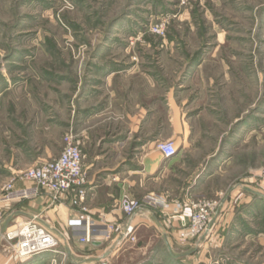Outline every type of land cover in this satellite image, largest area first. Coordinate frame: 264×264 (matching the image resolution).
Wrapping results in <instances>:
<instances>
[{
	"label": "rangeland",
	"instance_id": "rangeland-1",
	"mask_svg": "<svg viewBox=\"0 0 264 264\" xmlns=\"http://www.w3.org/2000/svg\"><path fill=\"white\" fill-rule=\"evenodd\" d=\"M171 103L192 139L173 141L171 186L152 194L188 214L218 201L210 234H170L171 255L149 230L99 262L80 245L19 259L0 239V264H264V0H0V211L7 184L77 136L73 118L108 108L109 141Z\"/></svg>",
	"mask_w": 264,
	"mask_h": 264
},
{
	"label": "crops",
	"instance_id": "crops-1",
	"mask_svg": "<svg viewBox=\"0 0 264 264\" xmlns=\"http://www.w3.org/2000/svg\"><path fill=\"white\" fill-rule=\"evenodd\" d=\"M106 110L86 115L83 119L79 118V121L73 118L68 125L69 131L75 129L78 132L76 137L84 155V168L89 180L86 201L88 216L95 222L94 230L99 234L94 244L82 245L79 241L85 231L86 222L80 219V211L72 207V195L58 203H52L50 196L44 194L32 201L7 205L4 229L15 228L17 221L25 222L36 218L55 232L65 254L73 255L69 257L71 260L76 258L74 250L79 245L88 246L91 254H101L99 257L87 259L94 262L111 250L109 256L122 249L128 238L120 244H117V241L121 236L119 234L126 230L129 220L121 208L120 200L127 196L150 195L154 191L166 190L167 185L171 186L172 175L168 168L178 158L166 160L158 145L170 141L189 143L192 139V128L189 121L174 115L171 103L166 106L164 123L156 114H150V107L142 108L140 113L133 117L134 123L128 130V135L107 141V120L103 119ZM59 155L60 153L56 156ZM27 185L29 184L24 183L16 187ZM189 211L185 209L186 217L189 216ZM131 222L134 226V238L136 234L155 230L157 234H162L163 240L166 239L165 246L172 255L169 236L177 234L180 226L178 215L173 208L164 212L146 209L139 212ZM107 227L120 228V232L111 231L109 236H105Z\"/></svg>",
	"mask_w": 264,
	"mask_h": 264
},
{
	"label": "built area",
	"instance_id": "built-area-1",
	"mask_svg": "<svg viewBox=\"0 0 264 264\" xmlns=\"http://www.w3.org/2000/svg\"><path fill=\"white\" fill-rule=\"evenodd\" d=\"M158 149L166 160H170L177 155V146L171 141L160 143ZM262 174L264 176V169ZM23 180L29 185L18 188L11 182L5 186L4 202L32 201L48 194L52 203H58L63 198L72 195V207L80 211V219L86 222L85 231L81 234L79 241L82 245L94 244L99 234L94 230L95 222L88 216L89 210L86 201L89 193V180L87 173L84 171V155L75 134L72 132L66 134L65 147L58 158L27 169L23 174ZM220 207V203L216 200L193 202L191 203V212L186 217L184 214L186 208L179 201L172 203L166 198L154 194L148 195L141 202L124 198L121 200V208L128 216L129 223L126 230L119 235L124 236L122 241L127 238L135 241L132 237L134 226L131 220L139 212L146 209L164 212L173 208L179 218L178 233L180 239L186 242L193 241L210 234L211 224L214 218L217 217ZM5 219L4 212L0 211L1 239L6 241L18 240L15 252L19 259L59 249L60 241L55 232L50 227L41 224L36 218L25 222L17 221L14 225L13 235L8 232L3 234L2 229ZM111 231L120 232V228L107 227L104 235L109 236L108 233Z\"/></svg>",
	"mask_w": 264,
	"mask_h": 264
},
{
	"label": "water",
	"instance_id": "water-1",
	"mask_svg": "<svg viewBox=\"0 0 264 264\" xmlns=\"http://www.w3.org/2000/svg\"><path fill=\"white\" fill-rule=\"evenodd\" d=\"M258 196L259 197H261V198H263L264 199V196L263 195H261V194H258ZM5 224V223H4ZM3 230H4V225H3V229H2V232H3ZM164 236H165V234H164ZM123 235H121L120 237H119V239H118V241H117V244H120V242L123 240ZM0 239H1V235H0ZM165 241H166V239H164ZM167 242V241H166ZM111 252H112V250L111 251H109L103 258H108L109 257V255L111 254ZM84 261V260H83ZM83 261H81V262H83ZM96 261H101L100 259H96Z\"/></svg>",
	"mask_w": 264,
	"mask_h": 264
}]
</instances>
